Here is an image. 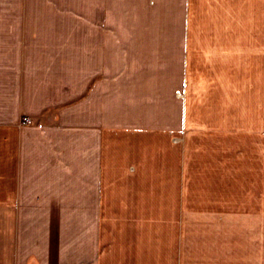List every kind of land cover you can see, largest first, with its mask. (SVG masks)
Segmentation results:
<instances>
[{
    "label": "crops",
    "instance_id": "obj_1",
    "mask_svg": "<svg viewBox=\"0 0 264 264\" xmlns=\"http://www.w3.org/2000/svg\"><path fill=\"white\" fill-rule=\"evenodd\" d=\"M0 49V264H237L189 225L262 223L264 0H0Z\"/></svg>",
    "mask_w": 264,
    "mask_h": 264
},
{
    "label": "rangeland",
    "instance_id": "obj_2",
    "mask_svg": "<svg viewBox=\"0 0 264 264\" xmlns=\"http://www.w3.org/2000/svg\"><path fill=\"white\" fill-rule=\"evenodd\" d=\"M4 49H0V57L4 56ZM1 66H4V64H2ZM78 68L79 67H83L84 65H76ZM86 66V65H85ZM92 66V68L94 69V71H98L100 73V65H90ZM119 66H126V65H117V64H109L108 65V73H109V89L113 87V84H115V80H116V75H117V68ZM111 80H113L111 82ZM92 90V94L94 99H98V103H99V99H100V95H99V90H100V76L99 74L94 75L93 78V83L92 86L87 88V94H79L77 97V100L79 103H81L83 105L84 101H85V96L89 95L91 93ZM114 96H109V104L111 107L110 110V116L111 114H113L112 112H115V107L113 108V105L115 106V104L112 105V100L115 98H113ZM93 108V115H95V110L97 108H95V101H94V106ZM96 115H99L96 114ZM113 118V117H112ZM238 183H242V181L240 179H238ZM238 198H237V222L236 224H216V225H189V233H190V237H193L194 239H197L198 237H202L203 234H206V232H214V237L215 240H211L212 244H214L215 247L220 248V249H224V248H228L230 246V248H235L236 249V263L237 264H244V249L246 247H250V242H251V238H255V237H262V242H263V247H264V215L262 216V223H260V221H258V223L256 222V220H258V218H254V221H249L250 223L245 222L246 218L245 213L246 211L249 212V208L244 206V199H243V192H238ZM242 194V195H241ZM264 210V209H263ZM250 213V212H249ZM261 219V218H259ZM252 222V223H251ZM234 233L235 236V240H233V236ZM231 238V240H230ZM199 241V240H198ZM197 241V242H198ZM255 241V240H254ZM211 244V245H212ZM223 260V259H221ZM220 263H223L220 262Z\"/></svg>",
    "mask_w": 264,
    "mask_h": 264
}]
</instances>
